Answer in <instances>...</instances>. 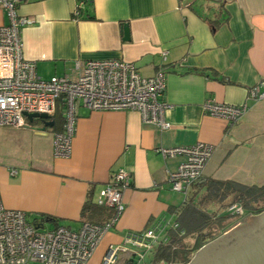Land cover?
I'll return each instance as SVG.
<instances>
[{"label":"crops","instance_id":"1","mask_svg":"<svg viewBox=\"0 0 264 264\" xmlns=\"http://www.w3.org/2000/svg\"><path fill=\"white\" fill-rule=\"evenodd\" d=\"M15 1L17 14L33 19L21 31L23 56L34 62L41 79L74 77L76 60L121 59L143 77L162 69L170 128L144 123L136 111L79 108L71 154L55 158L54 128L43 130L41 123L1 127L4 208L23 211L30 219L50 217L73 230L86 220L102 224L113 210L96 205L99 192L119 170L128 172L131 186L122 194L123 212L92 256L100 264L106 248L120 244L127 233L176 220L171 210L178 211L184 200L197 202L206 180L264 184V99H247L248 89L264 81V0ZM7 22L0 5V28ZM208 99L246 104L247 111L228 125L204 112ZM198 142L214 152L184 198L168 184V174L184 157L163 158L159 151Z\"/></svg>","mask_w":264,"mask_h":264},{"label":"built area","instance_id":"2","mask_svg":"<svg viewBox=\"0 0 264 264\" xmlns=\"http://www.w3.org/2000/svg\"><path fill=\"white\" fill-rule=\"evenodd\" d=\"M8 22L0 28V128L21 129L32 126L27 114L46 115L48 121L61 111L62 129L52 135L53 155L71 154L78 109L91 112L136 111L142 122L166 130L168 105L164 101L166 73L160 69L151 77L139 74L135 65L121 59L74 62V77L53 76L48 80L36 74L34 62L23 56L21 31L33 19L17 14V1L0 0ZM78 10L75 16H78ZM163 56L166 53L162 54ZM249 101L264 99V81L248 89ZM202 109L211 117L235 124L247 105L232 106L208 99ZM214 147L198 142L189 147L164 150L163 158L183 156L184 160L168 174L170 190L183 195L198 181L211 159ZM16 170H10L15 176ZM128 172L119 170L100 192L96 205L113 210L102 224L83 222L73 230L65 226L47 228V222L30 219L26 213L3 207L0 200V264H88L104 236L117 223L124 206L122 194L130 188ZM229 211L238 216L243 210L233 205ZM170 232L184 235L176 220H162L141 232H129L120 244L109 245L100 264H172L155 259L158 248L166 246ZM177 248V246H174Z\"/></svg>","mask_w":264,"mask_h":264},{"label":"trees","instance_id":"3","mask_svg":"<svg viewBox=\"0 0 264 264\" xmlns=\"http://www.w3.org/2000/svg\"><path fill=\"white\" fill-rule=\"evenodd\" d=\"M52 128L55 132H60L62 129L61 111L58 110L55 116L50 119ZM40 121H34L32 125L39 124ZM42 124V123H41ZM58 125H61L56 128ZM205 193L197 202L193 200H184V203L178 208V211L171 213L176 215V222L179 224L180 231L184 232L182 237H178L177 233L170 232V240L166 246L157 249L155 259H163L172 264H187L191 260V253L198 251L202 246L216 239V234L211 233V229H219L223 227V222L235 214L211 213L208 211L209 205L223 204L221 211L230 209L233 205H238L243 210V215H258L264 209V184L247 186L234 181H217L206 180L203 183ZM90 208L89 205H84L82 215ZM109 209V208H108ZM241 217L239 223H244ZM47 223H54L57 220L50 217L35 218ZM208 230L209 232L205 233ZM223 233V232H222ZM187 239H193L194 244L189 249L185 244ZM174 246H177L175 248Z\"/></svg>","mask_w":264,"mask_h":264},{"label":"water","instance_id":"4","mask_svg":"<svg viewBox=\"0 0 264 264\" xmlns=\"http://www.w3.org/2000/svg\"><path fill=\"white\" fill-rule=\"evenodd\" d=\"M123 30L128 40V26L124 25ZM26 117L29 122L40 121L43 130L52 126L46 115L27 114ZM187 264H264V211L202 246Z\"/></svg>","mask_w":264,"mask_h":264},{"label":"rangeland","instance_id":"5","mask_svg":"<svg viewBox=\"0 0 264 264\" xmlns=\"http://www.w3.org/2000/svg\"><path fill=\"white\" fill-rule=\"evenodd\" d=\"M39 122V121H37ZM221 206H223V204H214V205H209L207 208H208V211L211 212V213H219V215H224V214H229L230 211H229V208L227 210H224V211H221ZM264 211V209H263ZM259 215V214H258ZM258 215H246L245 214L243 215V221H245L244 223H239L241 217L239 216H233L232 218H229L227 219L226 221L223 222V227H219V229H217L215 227V229H211V233L212 234H216V238L220 237L221 235L231 231L232 229H236L238 228L240 225L242 224H245V223H248L250 221V219H253L255 218L256 216ZM86 222H89L88 220H86ZM53 225L52 224H47L46 225V229L47 228H50L52 227ZM53 228V227H52ZM209 232L208 230L205 231V233ZM223 232V233H222ZM208 242H211V241H208ZM185 244L187 245V247L189 249L192 248V245L194 244V240L193 239H187ZM195 252L193 251L191 253V258L194 256ZM97 260L96 258H92L90 259L89 263L88 264H96Z\"/></svg>","mask_w":264,"mask_h":264}]
</instances>
